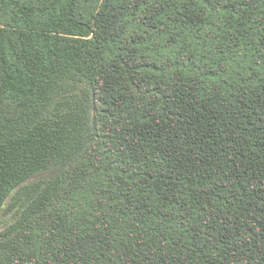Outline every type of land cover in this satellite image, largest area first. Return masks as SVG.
Segmentation results:
<instances>
[{
  "label": "trees",
  "instance_id": "obj_1",
  "mask_svg": "<svg viewBox=\"0 0 264 264\" xmlns=\"http://www.w3.org/2000/svg\"><path fill=\"white\" fill-rule=\"evenodd\" d=\"M0 219V264H264V0H0Z\"/></svg>",
  "mask_w": 264,
  "mask_h": 264
},
{
  "label": "rangeland",
  "instance_id": "obj_2",
  "mask_svg": "<svg viewBox=\"0 0 264 264\" xmlns=\"http://www.w3.org/2000/svg\"><path fill=\"white\" fill-rule=\"evenodd\" d=\"M2 218V217H1ZM6 220V218H3L2 222H4ZM0 224H1V219H0Z\"/></svg>",
  "mask_w": 264,
  "mask_h": 264
}]
</instances>
